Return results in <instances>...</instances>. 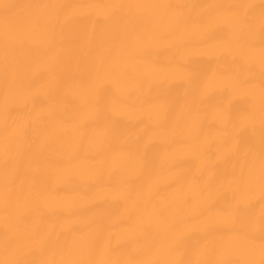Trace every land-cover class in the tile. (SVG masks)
Wrapping results in <instances>:
<instances>
[{
	"label": "bare ground",
	"instance_id": "1",
	"mask_svg": "<svg viewBox=\"0 0 264 264\" xmlns=\"http://www.w3.org/2000/svg\"><path fill=\"white\" fill-rule=\"evenodd\" d=\"M0 264H264V0H0Z\"/></svg>",
	"mask_w": 264,
	"mask_h": 264
}]
</instances>
